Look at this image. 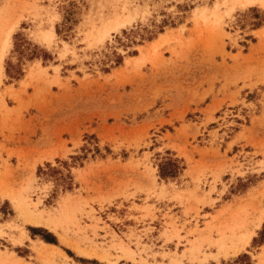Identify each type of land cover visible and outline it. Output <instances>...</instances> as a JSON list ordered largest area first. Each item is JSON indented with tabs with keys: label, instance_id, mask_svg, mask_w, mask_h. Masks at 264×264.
Returning <instances> with one entry per match:
<instances>
[{
	"label": "rangeland",
	"instance_id": "rangeland-1",
	"mask_svg": "<svg viewBox=\"0 0 264 264\" xmlns=\"http://www.w3.org/2000/svg\"><path fill=\"white\" fill-rule=\"evenodd\" d=\"M0 54V264H264V0H0Z\"/></svg>",
	"mask_w": 264,
	"mask_h": 264
},
{
	"label": "bare ground",
	"instance_id": "bare-ground-1",
	"mask_svg": "<svg viewBox=\"0 0 264 264\" xmlns=\"http://www.w3.org/2000/svg\"><path fill=\"white\" fill-rule=\"evenodd\" d=\"M253 1V0H252ZM256 1V0H255ZM261 1V0H260ZM7 38V37H6ZM48 38V37H47ZM2 45V44H1ZM4 47H6V45L4 46ZM3 47V45H2V48H4ZM4 50V49H3ZM3 52V51H2ZM1 55V54H0ZM3 57V56H2ZM264 196V195H263ZM263 196H261V197H263ZM256 209V208H255ZM255 212H256V210H255ZM263 212V211H262ZM257 214V213H256ZM261 214L262 213H260V217H259V221H258V223H259V225H260V223H261V221H262V217L263 216H261ZM254 216V215H253ZM257 217H258V215H257ZM255 217H253V219H254ZM258 220V219H257ZM243 223V222H242ZM248 225V224H247ZM246 225V226H247ZM233 228V227H232ZM240 228V227H239ZM248 228V227H247ZM251 228V227H250ZM249 228V229H250ZM252 236H253V231H251V230H248V231H246L245 233H243L242 234V237L244 238L243 240H245V242H249L250 241V239L252 238Z\"/></svg>",
	"mask_w": 264,
	"mask_h": 264
},
{
	"label": "trees",
	"instance_id": "trees-1",
	"mask_svg": "<svg viewBox=\"0 0 264 264\" xmlns=\"http://www.w3.org/2000/svg\"><path fill=\"white\" fill-rule=\"evenodd\" d=\"M234 262L237 264H252L247 254H241L237 257V259L234 260Z\"/></svg>",
	"mask_w": 264,
	"mask_h": 264
}]
</instances>
